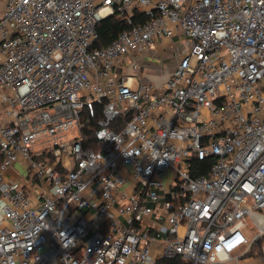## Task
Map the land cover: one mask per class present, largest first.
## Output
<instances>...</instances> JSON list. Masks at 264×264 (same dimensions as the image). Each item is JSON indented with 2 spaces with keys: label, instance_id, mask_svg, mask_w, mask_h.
I'll return each instance as SVG.
<instances>
[{
  "label": "built area",
  "instance_id": "1",
  "mask_svg": "<svg viewBox=\"0 0 264 264\" xmlns=\"http://www.w3.org/2000/svg\"><path fill=\"white\" fill-rule=\"evenodd\" d=\"M110 16L132 27L97 47ZM262 240L264 0H0V264H217L222 241L239 264Z\"/></svg>",
  "mask_w": 264,
  "mask_h": 264
},
{
  "label": "trees",
  "instance_id": "2",
  "mask_svg": "<svg viewBox=\"0 0 264 264\" xmlns=\"http://www.w3.org/2000/svg\"><path fill=\"white\" fill-rule=\"evenodd\" d=\"M148 20L147 17L142 15H137L134 25L141 23L143 21ZM132 26L126 22L119 20L116 16H110L105 18L99 23L97 30L99 33V40L96 43L97 47H104L109 45L119 33L124 30L131 28ZM102 117L101 109H98L97 117L93 120H89L86 114H83L82 124L85 136L89 138V147L97 150L99 149V145H97V141H95L94 132L98 128V121ZM215 163V159L213 157L205 158L204 160H196L193 165V173L195 176L205 175L207 176L211 170V167ZM259 250V249H258ZM157 264H184V262L180 258L174 259H162L159 260Z\"/></svg>",
  "mask_w": 264,
  "mask_h": 264
},
{
  "label": "rangeland",
  "instance_id": "3",
  "mask_svg": "<svg viewBox=\"0 0 264 264\" xmlns=\"http://www.w3.org/2000/svg\"><path fill=\"white\" fill-rule=\"evenodd\" d=\"M152 48L155 49L156 44L153 45ZM170 53H171V51L169 50V48H166L164 51L162 59H159L158 57H156L152 54L151 55L145 54L146 55L145 59L139 60L140 63L144 67L145 77L149 78L154 83H159L160 81L167 79V77L170 73L169 69L172 68L174 66V64L176 63V61L169 56ZM148 69H150L151 73H147ZM153 69H157V73L151 71ZM126 72H127V70H125V73ZM129 72H130V74H132L131 69L128 71V74H129ZM166 179L167 180L171 179L170 174H169V176L166 177ZM263 242H264V240H262L260 243H258V245L256 247L255 254H252L251 256H248V257L240 258L239 264H264V256H263L261 248H260L261 243H263ZM227 264H237V262L231 261V262H227Z\"/></svg>",
  "mask_w": 264,
  "mask_h": 264
},
{
  "label": "clouds",
  "instance_id": "4",
  "mask_svg": "<svg viewBox=\"0 0 264 264\" xmlns=\"http://www.w3.org/2000/svg\"><path fill=\"white\" fill-rule=\"evenodd\" d=\"M242 241H243V236L238 234L235 237V242L239 243ZM230 250L231 249L229 247V242L222 241L216 246L214 250V256L216 258L217 264H227Z\"/></svg>",
  "mask_w": 264,
  "mask_h": 264
},
{
  "label": "crops",
  "instance_id": "5",
  "mask_svg": "<svg viewBox=\"0 0 264 264\" xmlns=\"http://www.w3.org/2000/svg\"><path fill=\"white\" fill-rule=\"evenodd\" d=\"M162 45H163V46L167 45V42L164 41ZM161 48H162L161 46H158L154 51H151V52H149L148 54H150V55L152 54V55L158 57L159 59H162L163 55L160 54V52H161ZM160 55H161V56H160ZM174 69H175V64H174V66H173L172 68L169 69V70H170V73H169L167 79L171 76L170 74L173 73ZM151 71L157 73V69H153V70H151ZM147 73H151V72H150V69H148V72H147ZM167 79H164V80H162V81H160L159 83H156V84L160 85L161 83H163V82H164L165 80H167Z\"/></svg>",
  "mask_w": 264,
  "mask_h": 264
}]
</instances>
